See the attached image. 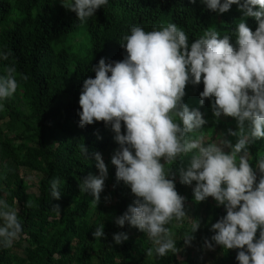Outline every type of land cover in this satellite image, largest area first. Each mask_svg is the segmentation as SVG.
<instances>
[{
    "label": "clouds",
    "instance_id": "1",
    "mask_svg": "<svg viewBox=\"0 0 264 264\" xmlns=\"http://www.w3.org/2000/svg\"><path fill=\"white\" fill-rule=\"evenodd\" d=\"M61 6L85 22L109 0H60ZM195 3L196 0H191ZM206 9L224 14L235 5L242 13L231 34L221 36L215 28L189 43L186 32L175 23L146 32L133 25L121 37L126 53L119 61L101 57L91 71L94 78L83 80L79 93V126L103 122L111 128L118 145L110 158L115 180L130 189L133 197L123 214L115 217L121 228L127 224L143 232L155 246L146 250L149 257H165L180 251L168 225L187 217L186 198L176 190L179 182L192 186L195 203L213 198L225 214L211 224L214 234L205 238L203 248L214 251L236 250L238 264H264V155L256 166L249 162L251 145L264 139V0H200ZM245 18H253L255 31ZM233 37L235 43H232ZM11 50L0 51V60H8ZM0 75V111L17 92V69L4 66ZM24 81L28 76L20 74ZM203 84L199 104L210 101L216 122L233 118L236 129L222 132L219 143L205 144L192 139L208 123L197 108L184 102L186 86ZM123 129V130H122ZM227 137H234L235 142ZM101 137L97 136V139ZM81 154L95 160L98 174L89 173L78 185L92 197L97 207L108 178V167L101 153L89 157L81 145ZM187 158L186 165H172ZM166 165L168 167H166ZM31 180L32 177H27ZM193 182H195L193 186ZM60 179L50 183V196L61 198ZM115 187V185H114ZM110 200L109 196L104 197ZM29 208L35 205L28 202ZM60 214L59 204L52 205ZM20 209L0 198V248H11L21 238ZM200 228L193 219L184 243ZM104 224L92 232L94 239L105 236ZM119 245L128 239L125 232L112 237Z\"/></svg>",
    "mask_w": 264,
    "mask_h": 264
},
{
    "label": "trees",
    "instance_id": "2",
    "mask_svg": "<svg viewBox=\"0 0 264 264\" xmlns=\"http://www.w3.org/2000/svg\"><path fill=\"white\" fill-rule=\"evenodd\" d=\"M242 13L235 5L224 14L206 9L196 0H109L85 22L77 20L75 13L61 6L60 0H0V51L11 50L9 59L0 60V75L4 66L17 69V92L0 111V198L13 208L20 209L23 225L21 238L11 248H0V264H238L236 250L217 246L205 250L203 242L214 233L211 224L225 214L213 198L195 203L192 186L179 182L176 190L186 198L187 217L181 222L173 220L168 227L180 251L157 258L146 255L155 247L143 232L127 224L123 228L114 222L132 203L130 189L115 180V167L111 155L118 145L110 126L95 122L79 126L78 99L83 80L95 76L91 68L101 57L119 61L126 54L120 47L121 37L133 25L146 32L159 30L175 23L189 37V43L215 28L221 34H231L241 20ZM255 31L253 18H245ZM79 31L85 38L82 53H71L64 40ZM78 33V32H77ZM232 43H235L233 37ZM20 74L28 76L24 81ZM203 84L186 86L184 102L197 108L208 121L201 129L210 136L216 131L236 129L233 118L221 117L215 121L207 99L199 104ZM123 130V129H122ZM97 136L101 137L97 139ZM196 139L195 134H189ZM235 142L234 137H227ZM88 149L89 157L99 152L108 167V178L97 207L92 197L79 190L83 177L98 174L95 160L81 154V145ZM264 155V139L251 145L249 162L256 166ZM187 158L172 165V169L186 165ZM166 167H168L166 165ZM33 174L31 180L20 172ZM59 177L61 198L50 196V183ZM195 182H193L194 186ZM115 185V187H114ZM110 200L105 201L104 197ZM35 206L29 208L28 202ZM59 204V215L52 205ZM193 219L200 228L193 233L191 242L197 248L192 252L185 245V234L190 232ZM104 224L105 236L94 239L92 232ZM125 232L128 239L115 244L114 233ZM206 252L208 260L200 257Z\"/></svg>",
    "mask_w": 264,
    "mask_h": 264
},
{
    "label": "rangeland",
    "instance_id": "3",
    "mask_svg": "<svg viewBox=\"0 0 264 264\" xmlns=\"http://www.w3.org/2000/svg\"><path fill=\"white\" fill-rule=\"evenodd\" d=\"M79 31H81V30H77L74 35L68 36L64 40V45L70 47L69 49H70L71 53H82L84 48L87 45L84 36L83 37L79 36ZM221 133L222 132H220V131H216L215 133L211 134L210 136H207V135L203 134L201 130H199L193 134L197 135L196 139L200 138V139H202L203 143L208 144V143H212V142L219 143L220 140L222 139ZM20 175L24 176L26 178L29 176L33 177V174L28 173L26 171H21ZM211 202L215 203L214 200H211ZM187 249H189L192 252H197V248L194 244L189 245V247ZM200 259H202L203 263L207 262L208 256H207L206 252L200 257Z\"/></svg>",
    "mask_w": 264,
    "mask_h": 264
}]
</instances>
